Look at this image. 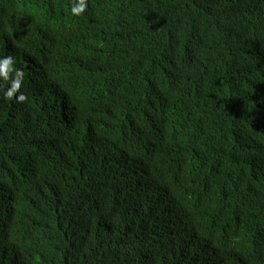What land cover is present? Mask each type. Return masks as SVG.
Returning a JSON list of instances; mask_svg holds the SVG:
<instances>
[{"label":"trees","instance_id":"trees-1","mask_svg":"<svg viewBox=\"0 0 264 264\" xmlns=\"http://www.w3.org/2000/svg\"><path fill=\"white\" fill-rule=\"evenodd\" d=\"M86 3L0 0V264H264V0Z\"/></svg>","mask_w":264,"mask_h":264},{"label":"clouds","instance_id":"clouds-1","mask_svg":"<svg viewBox=\"0 0 264 264\" xmlns=\"http://www.w3.org/2000/svg\"><path fill=\"white\" fill-rule=\"evenodd\" d=\"M87 8L86 0H71L70 4V14L73 17H79L81 16ZM16 11L17 14H22L25 12L32 11L31 5H27L26 7H21L19 4L16 5ZM0 65L5 66V71L0 73V76H2L4 79L8 78V73L13 70L14 66V59L12 56H4L2 59H0ZM18 78L13 80V84L15 87H20V82L23 79V73L18 72L17 73ZM21 100L24 99V97L21 95L19 97Z\"/></svg>","mask_w":264,"mask_h":264}]
</instances>
